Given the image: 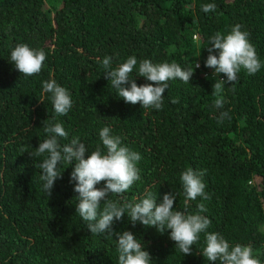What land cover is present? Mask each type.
Returning <instances> with one entry per match:
<instances>
[{"label": "trees", "instance_id": "16d2710c", "mask_svg": "<svg viewBox=\"0 0 264 264\" xmlns=\"http://www.w3.org/2000/svg\"><path fill=\"white\" fill-rule=\"evenodd\" d=\"M208 3L216 10L205 13ZM236 24L250 33L262 67L255 75L242 69L234 85L226 83L217 109L213 86L227 77L205 66L207 48L216 32L228 34ZM20 43L45 51L39 74L26 77L11 62ZM106 56L113 69L136 56L138 86L149 83L137 75L143 59L176 62L194 74L188 83L168 82L161 110L144 109L118 96L105 76ZM51 79L72 96L66 116L56 115L51 93L43 91ZM224 111L229 118L218 122ZM47 120L62 123V145L78 137L89 150L85 158L103 149L106 126L141 155L140 180L110 199L135 204L151 192L159 205L171 192L173 210L186 214L203 203L200 214L212 221L207 232L230 246H251L264 264V0H0V264H118V236L92 234L77 214L75 161L59 167L51 196L42 188L45 157L30 153L47 139ZM189 167L206 173L209 200H186L180 176ZM112 228L131 231L153 264H211L202 255L206 233L184 255L170 230L133 226L127 214Z\"/></svg>", "mask_w": 264, "mask_h": 264}, {"label": "clouds", "instance_id": "9594fccd", "mask_svg": "<svg viewBox=\"0 0 264 264\" xmlns=\"http://www.w3.org/2000/svg\"><path fill=\"white\" fill-rule=\"evenodd\" d=\"M202 10L205 13L215 11L216 5L204 4ZM209 44L211 47L207 48L209 55L205 66L215 69L217 76L223 74L227 77V80L219 79L213 86V95L217 97L214 106L222 109L225 104L223 86L226 83L234 85L242 69L249 75H255L262 64L255 46L250 41V33L242 30L240 24H236L228 34L216 32L210 38ZM217 50L218 57L212 54ZM46 58L44 50L31 48L25 43L17 44L10 57L16 70L26 77L39 74ZM112 59L111 56H106L102 62L106 69L105 76L110 80L111 86L117 90L118 96L125 103L140 104L144 109L161 110L164 94L169 88L168 82L179 79L188 83L194 74L193 69H183L176 62L153 63L150 59H143L139 62L137 75L144 77L149 83L138 86L132 78L138 64L136 56L127 58L126 62L114 69ZM198 67L200 65L196 64L195 68ZM42 87L45 93H51L56 115L66 116L73 107L69 90L60 86L55 79L45 81ZM178 102V99L172 100V103ZM224 118H229L227 111L221 112L218 122H222ZM43 131L47 134V139L40 142L39 147L30 153L31 156L45 157L39 163L43 190L51 196L56 180L62 178L59 167L63 163L72 164L75 161L70 180L76 182L74 191L79 194L77 214L86 222L92 234L107 233L106 237L118 236V264H153L150 253L131 231L113 232V224L122 220L125 214L133 226L139 222L146 227L156 228L161 234L170 230V239L176 242V248L184 255H191L193 245L200 240V234L206 233V246L202 255L211 264H216L217 261L220 264H262L258 254L254 255L251 246H230L220 233L207 232L212 221L200 214L207 211L203 203L197 205V213L186 214L173 210L177 194L171 192L163 196L159 205L157 197L151 192L135 204L110 199V196H121L140 180L137 163L141 160V155L124 145L120 136L111 134L110 127H103L99 133L103 149L97 146L87 158L85 157L89 150L78 137L69 143H60V138L68 137L62 123L47 120L43 123ZM205 174L204 171L191 167L181 173L180 179L186 200L211 198L205 191ZM102 182L103 187L98 188L97 185ZM102 201L103 210L99 211Z\"/></svg>", "mask_w": 264, "mask_h": 264}, {"label": "rangeland", "instance_id": "374dc122", "mask_svg": "<svg viewBox=\"0 0 264 264\" xmlns=\"http://www.w3.org/2000/svg\"><path fill=\"white\" fill-rule=\"evenodd\" d=\"M258 181V179H256ZM256 182V181H255Z\"/></svg>", "mask_w": 264, "mask_h": 264}]
</instances>
